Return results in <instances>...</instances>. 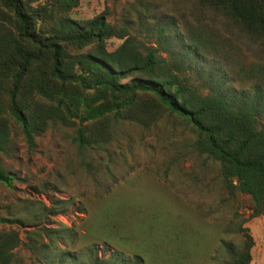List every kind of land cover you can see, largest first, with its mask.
<instances>
[{"label":"trees","instance_id":"1","mask_svg":"<svg viewBox=\"0 0 264 264\" xmlns=\"http://www.w3.org/2000/svg\"><path fill=\"white\" fill-rule=\"evenodd\" d=\"M190 1L180 27L174 18L153 27L150 44L107 21L104 12L72 18L78 0H0V151L10 139V123L30 150L48 126H72L70 141L80 151L108 142L115 119L147 127L163 113L173 114L189 126L194 150L218 162L225 189L247 194L249 216L261 215L264 225V0ZM110 39L119 40L112 49ZM210 57L212 69L193 64ZM12 181L0 163V183L11 187ZM66 204L56 199L45 214ZM100 214L91 225L95 235L131 240L133 221L122 208ZM69 230L42 226L28 236L40 231L46 239L38 245L42 257L63 264L76 255L54 242ZM235 230L243 239L239 246L225 243L227 264H249L253 239L246 227ZM18 244L17 231L0 230V264H11ZM86 250V264H108L93 245ZM176 255L171 263L183 264Z\"/></svg>","mask_w":264,"mask_h":264},{"label":"rangeland","instance_id":"2","mask_svg":"<svg viewBox=\"0 0 264 264\" xmlns=\"http://www.w3.org/2000/svg\"><path fill=\"white\" fill-rule=\"evenodd\" d=\"M190 5V0H78L69 15L85 19L104 12L107 21L152 44L153 27L174 18L179 28ZM118 43L110 39L107 48ZM214 61L210 57L193 64L206 71ZM111 122L108 142L80 151L70 141L72 126H48L35 136L30 150L10 123L0 163L13 181L11 187L0 183V217L6 219L0 230L18 233L11 264H47L38 248L44 235L36 231L28 236L42 226L70 228L65 240L54 242L76 255L67 256L63 264H86L89 245L108 264H134L133 257L139 256L143 259L138 264H162V255L172 264L177 253L183 264H227L225 243L239 246L243 239L238 226L246 227L253 239L249 264H264L262 216H249L247 194L225 189L218 162L194 150V135L183 120L163 113L147 127L128 120ZM56 199L67 201L64 209L45 214ZM116 207L133 221L131 240L116 233L95 235L91 229L101 211ZM70 236L72 241L67 240Z\"/></svg>","mask_w":264,"mask_h":264}]
</instances>
